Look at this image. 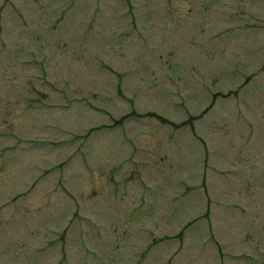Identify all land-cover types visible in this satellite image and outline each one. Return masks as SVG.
I'll list each match as a JSON object with an SVG mask.
<instances>
[{
    "label": "rangeland",
    "instance_id": "obj_1",
    "mask_svg": "<svg viewBox=\"0 0 264 264\" xmlns=\"http://www.w3.org/2000/svg\"><path fill=\"white\" fill-rule=\"evenodd\" d=\"M0 264H264V0H0Z\"/></svg>",
    "mask_w": 264,
    "mask_h": 264
}]
</instances>
